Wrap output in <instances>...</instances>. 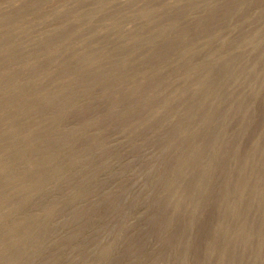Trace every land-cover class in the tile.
Segmentation results:
<instances>
[{
	"label": "rangeland",
	"instance_id": "1",
	"mask_svg": "<svg viewBox=\"0 0 264 264\" xmlns=\"http://www.w3.org/2000/svg\"><path fill=\"white\" fill-rule=\"evenodd\" d=\"M0 264H264V0H0Z\"/></svg>",
	"mask_w": 264,
	"mask_h": 264
}]
</instances>
